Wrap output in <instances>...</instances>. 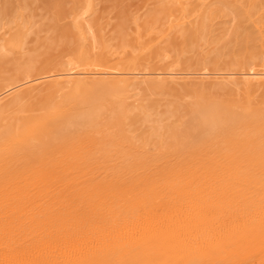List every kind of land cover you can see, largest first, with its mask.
Here are the masks:
<instances>
[{
	"label": "bare ground",
	"instance_id": "obj_1",
	"mask_svg": "<svg viewBox=\"0 0 264 264\" xmlns=\"http://www.w3.org/2000/svg\"><path fill=\"white\" fill-rule=\"evenodd\" d=\"M216 1H227L234 9L241 6V0ZM208 3L161 2L138 26V34L166 17L172 20L165 36L176 33L189 22L186 14L204 13ZM243 11L262 45L264 21L254 17V5ZM23 21H14L18 29L0 39V54L21 48ZM73 25L79 48L65 65L34 74L27 65L21 77L0 86V264L212 262L216 250L211 242L222 225L213 229L215 234L207 232L209 225L203 227L212 215L205 203L211 197H264V66L183 74L173 66L119 68V54L96 50L83 22L76 19ZM194 75L235 77L234 88L218 85L193 92L192 102L176 108L170 123L151 133L137 132L142 119L127 103L134 83L173 89L177 80ZM17 88H22L21 96L11 93ZM128 202L147 203L140 223L119 220L135 210ZM162 249L165 254L158 253Z\"/></svg>",
	"mask_w": 264,
	"mask_h": 264
},
{
	"label": "rangeland",
	"instance_id": "obj_2",
	"mask_svg": "<svg viewBox=\"0 0 264 264\" xmlns=\"http://www.w3.org/2000/svg\"><path fill=\"white\" fill-rule=\"evenodd\" d=\"M167 1L169 0H0V39H8L10 34L18 29L17 25L13 23L14 21L25 20L23 23L26 25L22 30L23 43L21 48L0 54V86L9 80L21 77L22 70L27 65L31 66V74L54 72L65 65L67 59L73 57L79 48L77 33L73 25L76 19H79L81 24L83 22L87 36L90 37L96 50L103 48L110 53L119 54L117 58L119 68L133 65L139 70H149L155 67L173 66L174 72L183 74L185 72L223 73L229 69H238L240 66L252 64L264 66V43L261 45L257 29L243 11L246 7L254 5V9H256L254 17L264 21V0H241V6L237 9L232 8L227 1L211 0V3H208L209 5L204 9L206 12L198 15L196 13V16L186 14L189 16L187 18L189 22L183 26V32L180 29L176 33L165 36L172 20L171 17H166L159 22L157 21V24L154 23L155 27L151 25L146 28L144 33L138 34V26L143 22L145 23L150 15L152 16L156 6H159L158 4ZM88 2H91V5ZM214 3L215 5H213ZM88 4L92 6L89 12H87ZM201 7L204 8L205 5L203 4ZM198 8L196 9L200 10ZM195 28H197L196 33H194L196 36H193L192 32ZM188 30L192 31L186 34ZM5 32L6 35L3 36ZM147 43L150 45L146 46ZM234 78L227 76L224 79H215L210 75L187 76L177 80L173 89H150L146 88L140 81L135 82L127 103L132 114H137L142 119V124H137V132L141 130V133H151L160 130L159 127L171 122V114L176 108L180 111L192 102L193 92L209 91L218 85L232 89L234 88ZM12 92L20 96L23 94L22 88H17ZM233 197H211L207 202L208 204L205 203L206 206H210H208L210 210L212 209V215L204 220L203 227L209 225L207 226L209 229L205 227L207 232L211 231L210 233L215 234L217 228L219 229L222 225V229L218 230L219 234L216 231V237L215 235L213 237L214 242H211L212 247L216 250L215 256L212 262L209 261L207 264H264V228H262L264 227L262 220L264 218H261V214H264V197L257 200L259 197L244 196L246 200L248 199L246 203L242 196ZM231 200L233 203L235 202L234 206ZM249 200L253 203H250ZM229 203L230 205L232 203L233 209ZM260 203L263 205L261 209H259ZM217 204L219 207L221 206L222 211L219 210ZM246 204H250V206L254 204L251 210L255 212L258 208L262 210V213L257 209L255 212L257 217H254L253 211L242 209ZM127 205H132L134 208L131 209L135 210L120 216L119 220H134L137 224L140 223L145 216L143 213L147 211L143 208L147 203L135 205L128 202ZM216 208L218 209L216 210ZM236 208L239 209L240 213L235 212ZM220 211L225 215L221 214ZM230 211L235 216L234 214L231 216ZM246 211L252 212L251 215L247 214ZM242 212L248 215H246L245 220L243 219L245 215H242ZM217 214L218 217L215 216ZM221 215L222 217H220ZM217 218H222L221 221L225 220L226 224ZM238 218H240V222H238ZM253 218L254 220L257 218L255 222L252 221ZM211 220H213V224L218 221V225L216 223L214 226ZM226 220L228 221L226 222ZM249 221L252 222L251 226H248ZM241 222L245 224L243 225ZM214 228L216 230H213ZM232 231L233 233H231ZM245 231L250 235H246ZM221 235L224 237L223 239ZM231 240L235 241L236 245ZM253 242L257 244H252ZM248 244L251 245L252 250ZM244 246L247 248H243ZM254 246H256V251ZM165 252L163 249L158 251L161 254H165Z\"/></svg>",
	"mask_w": 264,
	"mask_h": 264
}]
</instances>
